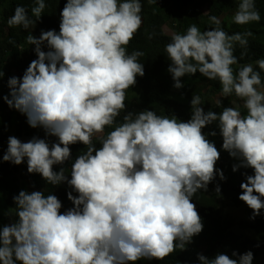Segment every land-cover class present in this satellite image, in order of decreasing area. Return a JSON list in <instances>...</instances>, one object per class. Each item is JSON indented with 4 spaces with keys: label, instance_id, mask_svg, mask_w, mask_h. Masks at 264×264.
I'll use <instances>...</instances> for the list:
<instances>
[{
    "label": "clouds",
    "instance_id": "9594fccd",
    "mask_svg": "<svg viewBox=\"0 0 264 264\" xmlns=\"http://www.w3.org/2000/svg\"><path fill=\"white\" fill-rule=\"evenodd\" d=\"M35 4L31 12L38 20L46 5L44 0ZM141 12V0H66L58 33L42 30L39 38L26 37L37 58L22 77L8 79L9 93L2 99L25 115L30 127L42 128L56 142L9 136L2 160L20 165L26 159L29 174H40L54 186L66 182L73 207L61 214L55 195L19 191L13 197L18 219L0 227V264H136L185 250L203 230L193 195L207 190L217 175L225 179L215 168L220 152L207 138L217 132L206 136L202 131L214 122L222 149L238 161L232 171L252 170L251 175L242 173L238 199L251 209L250 219L264 209V82L252 64L235 73L232 67L238 64L234 45L245 49L241 58L245 56L250 31L229 35L213 15L208 18L216 25L212 30L191 25L165 46L175 89L184 86L180 78L199 72L219 82L222 96L243 100L246 115L234 107L205 112L200 97L192 96L186 122L153 110L135 116L128 112L102 135L125 109L126 91L144 75L138 61L144 53L129 54ZM260 20L255 0H238L233 23ZM32 22L21 6L7 21L25 29ZM45 44L47 51L41 49ZM255 63L264 71V59ZM76 143L88 148L74 159L70 178L64 168L53 171V165L69 160V146ZM215 191L220 192L219 186ZM253 258L251 251L211 258L197 253L199 264H252Z\"/></svg>",
    "mask_w": 264,
    "mask_h": 264
},
{
    "label": "trees",
    "instance_id": "16d2710c",
    "mask_svg": "<svg viewBox=\"0 0 264 264\" xmlns=\"http://www.w3.org/2000/svg\"><path fill=\"white\" fill-rule=\"evenodd\" d=\"M44 3L46 6L37 20L31 12V9L36 6L35 0H0V71L4 73V76L0 78V227L7 225L9 217L14 219L17 217L13 197L21 190L28 192L43 190L45 196L55 195L62 203L61 214L73 207L71 201L67 199V193L71 191V188L66 182L54 186L47 183L40 174H29L26 159L20 165L2 160L3 154L7 151L9 136H14L21 142L22 138L31 139L34 136L45 139L49 145L56 142L55 137L45 136L42 128L30 127L26 122L27 117L15 109H10L2 99L9 93L8 79L13 76L22 77L30 62L37 58L34 52L35 45H28L26 37L31 34L39 38L42 30L59 32L60 12L66 0H44ZM141 3L142 24L129 43V54L134 50L144 53L138 58V61L143 64L144 75L137 76L136 84L126 91L125 109L116 117L112 126L105 127L102 135L106 136L115 126L122 123L124 115L128 112H132L135 116L141 110H153L157 115L169 118L174 115L186 122L191 116L192 96L200 97L201 107L205 112L209 110L221 112L223 107H234L238 108L242 115H246L247 110L244 108V102H239L240 98L235 94L222 96L219 82L208 80L199 72L180 78L184 86L175 89L171 74L167 71L170 60L165 52V46L170 42L173 34H185L191 25H196L201 31L212 30L216 25L212 24L208 18L214 15L221 21L220 27L229 35L237 32L252 33L251 36L246 37L247 51L242 58L241 53L245 49L238 43L234 45V55L238 59V64L232 67L235 73L240 66L252 64L254 69L260 72L264 82V71H261L255 63L259 59H264V0H255V7L260 13L261 20L246 25L233 23L238 0H141ZM204 5H206V12L202 13L200 9ZM17 6L24 7L28 11L29 19L33 21L26 29L22 26L10 27L7 23ZM165 25L173 29L172 35L165 34ZM41 49L48 50L46 44L42 45ZM217 101L220 103L218 104ZM202 131L206 136L210 131L217 132L216 136L207 138L220 152L215 168L221 170L225 177L221 180L217 175L208 184L207 190L201 189L192 197L191 202L195 204L196 211L201 217L203 230L193 237L185 250L181 251L177 248L163 260L141 259L136 264H199L197 253L209 258L217 253L231 257L233 251L238 254L251 251L254 257L252 264H260L257 253L249 247V240L244 237V233H251L264 243V209L254 219H240L235 223L229 218L227 223L222 224L212 216L214 214L221 219L219 212L227 206L226 201H230L233 208L243 207L245 214L252 216L251 209L238 199L241 194L240 184L245 181L242 173L251 175L252 170L240 168L236 172L232 171L233 164L238 161L222 149V138L215 122ZM92 142L99 147L98 136H93ZM1 147H4L3 152ZM69 147L71 150L69 160L62 165H53V171L64 168L65 175H69L70 178L74 159L86 152L88 146L76 143ZM217 186L220 189L219 193L215 191ZM72 194L77 195L75 192Z\"/></svg>",
    "mask_w": 264,
    "mask_h": 264
},
{
    "label": "rangeland",
    "instance_id": "374dc122",
    "mask_svg": "<svg viewBox=\"0 0 264 264\" xmlns=\"http://www.w3.org/2000/svg\"><path fill=\"white\" fill-rule=\"evenodd\" d=\"M200 11L202 13L206 12V5L202 6ZM164 31L166 35H172L173 33V29L170 28L168 25L164 26ZM239 102H243V100H239ZM43 136V135H42ZM26 140L28 139H23L22 138V142H26ZM4 147H1V152H3ZM43 191V190H42ZM227 206H225L223 209L220 210L219 212V216L221 217V219H219L216 215L212 214L213 218H215L218 222H221L222 224L227 223L229 218L232 219L233 223H235L236 221L240 220V219H250V215L247 213V215L244 212V208H233L232 204L230 201H226ZM18 219V217H16L15 219L12 217H9L7 220V225L15 222ZM245 232H247L245 230ZM244 237H246L249 240V247L252 248L253 250H255V252L258 255V258L260 260V264H264V243L255 238L251 233H244Z\"/></svg>",
    "mask_w": 264,
    "mask_h": 264
},
{
    "label": "built area",
    "instance_id": "2783aa9c",
    "mask_svg": "<svg viewBox=\"0 0 264 264\" xmlns=\"http://www.w3.org/2000/svg\"><path fill=\"white\" fill-rule=\"evenodd\" d=\"M29 140H30V139L26 140V142L29 141Z\"/></svg>",
    "mask_w": 264,
    "mask_h": 264
}]
</instances>
